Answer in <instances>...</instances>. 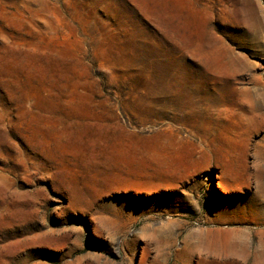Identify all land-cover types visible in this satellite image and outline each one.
Masks as SVG:
<instances>
[{
	"label": "rangeland",
	"instance_id": "374dc122",
	"mask_svg": "<svg viewBox=\"0 0 264 264\" xmlns=\"http://www.w3.org/2000/svg\"><path fill=\"white\" fill-rule=\"evenodd\" d=\"M0 264H264V0H0Z\"/></svg>",
	"mask_w": 264,
	"mask_h": 264
},
{
	"label": "bare ground",
	"instance_id": "6f19581e",
	"mask_svg": "<svg viewBox=\"0 0 264 264\" xmlns=\"http://www.w3.org/2000/svg\"><path fill=\"white\" fill-rule=\"evenodd\" d=\"M191 105V104H190ZM191 108H194L193 107V104H192V106H190ZM197 115V114H196ZM193 116V115H192ZM209 117V116H208ZM196 118V117H195ZM209 121V120H208ZM199 127V126H198ZM206 129V128H205ZM208 131V130H207ZM198 134V133H197ZM210 134V133H209ZM204 135V134H203ZM205 136V135H204ZM208 136V135H207ZM260 251V250H259Z\"/></svg>",
	"mask_w": 264,
	"mask_h": 264
}]
</instances>
